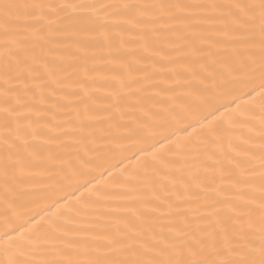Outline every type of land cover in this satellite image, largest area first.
Returning <instances> with one entry per match:
<instances>
[{
  "label": "snow or ice",
  "instance_id": "1",
  "mask_svg": "<svg viewBox=\"0 0 264 264\" xmlns=\"http://www.w3.org/2000/svg\"><path fill=\"white\" fill-rule=\"evenodd\" d=\"M0 264H264V0H0Z\"/></svg>",
  "mask_w": 264,
  "mask_h": 264
}]
</instances>
